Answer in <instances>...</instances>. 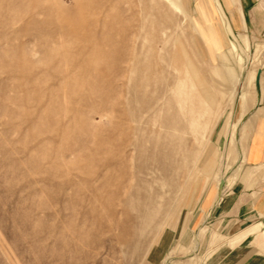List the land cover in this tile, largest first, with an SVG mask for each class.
Returning a JSON list of instances; mask_svg holds the SVG:
<instances>
[{
    "label": "rangeland",
    "instance_id": "1",
    "mask_svg": "<svg viewBox=\"0 0 264 264\" xmlns=\"http://www.w3.org/2000/svg\"><path fill=\"white\" fill-rule=\"evenodd\" d=\"M209 1L0 0V264H264L218 190L264 32Z\"/></svg>",
    "mask_w": 264,
    "mask_h": 264
},
{
    "label": "crops",
    "instance_id": "2",
    "mask_svg": "<svg viewBox=\"0 0 264 264\" xmlns=\"http://www.w3.org/2000/svg\"><path fill=\"white\" fill-rule=\"evenodd\" d=\"M219 1L232 31L264 32V0ZM243 113L237 132L240 157L225 177L221 175L224 184L220 207L243 218L257 214L264 226V106L257 105Z\"/></svg>",
    "mask_w": 264,
    "mask_h": 264
},
{
    "label": "bare ground",
    "instance_id": "3",
    "mask_svg": "<svg viewBox=\"0 0 264 264\" xmlns=\"http://www.w3.org/2000/svg\"><path fill=\"white\" fill-rule=\"evenodd\" d=\"M205 1L208 2L209 4H211V2H210L209 0H205ZM191 3H192V2H191ZM197 3H199V0H197ZM211 6L213 7V8H212L213 11L217 13V9L213 6V4H212ZM207 27H210L209 24H207ZM207 30L209 31V34H210V38H209V40L214 41V42L218 40V42H219V38H218V36L215 35V33H214V31H212L211 27L208 28ZM223 37H224V35H223ZM224 52H225V51H224ZM220 179H223V178H220ZM220 179H219V180H220ZM218 190H219V193H220V191L222 190V188L219 189V182H218Z\"/></svg>",
    "mask_w": 264,
    "mask_h": 264
},
{
    "label": "water",
    "instance_id": "4",
    "mask_svg": "<svg viewBox=\"0 0 264 264\" xmlns=\"http://www.w3.org/2000/svg\"><path fill=\"white\" fill-rule=\"evenodd\" d=\"M258 80H259V73L257 72V75H256V82H258ZM223 184H224V179H220V180H219V189L222 188Z\"/></svg>",
    "mask_w": 264,
    "mask_h": 264
}]
</instances>
